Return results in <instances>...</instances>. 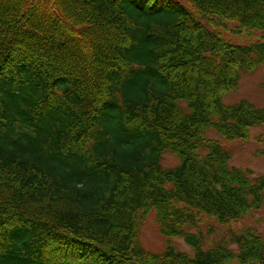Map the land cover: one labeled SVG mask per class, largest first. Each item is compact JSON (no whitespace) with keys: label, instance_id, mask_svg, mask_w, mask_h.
Listing matches in <instances>:
<instances>
[{"label":"trees","instance_id":"obj_1","mask_svg":"<svg viewBox=\"0 0 264 264\" xmlns=\"http://www.w3.org/2000/svg\"><path fill=\"white\" fill-rule=\"evenodd\" d=\"M224 22L263 32L264 0H0V264H264V237L206 248L197 224L264 206V177L208 136L264 128V108L223 102L264 41L227 43ZM152 212L193 257L145 251Z\"/></svg>","mask_w":264,"mask_h":264},{"label":"rangeland","instance_id":"obj_2","mask_svg":"<svg viewBox=\"0 0 264 264\" xmlns=\"http://www.w3.org/2000/svg\"><path fill=\"white\" fill-rule=\"evenodd\" d=\"M208 24L207 21H203ZM209 26V25H208ZM211 29V27L209 26ZM215 33L220 34L227 43L236 45H247L257 41H264L263 32H250L242 30L237 23L224 22L219 24L217 29H212ZM264 67L257 69L254 73L247 75L242 74L238 89L227 94L224 98L226 105H233L242 100L252 102L258 108H264ZM209 139L222 143L232 154L231 165L246 171H251L254 177H264V157L259 153L264 150V128L257 127L251 130L250 138L245 141H224L219 135L211 130L208 133ZM202 153H206L205 151ZM180 159L168 152L164 155L162 165L164 169H172L180 165ZM198 222V229L206 236L213 229V234L208 237L206 248H210L213 243L225 238L229 229L238 233L250 229L254 233L264 237V206L263 208L245 217L240 221L233 222L229 225H221L216 219L203 216ZM198 229H192L195 233ZM140 243L150 255H162L169 245H172L181 253L190 257L194 256V250L180 238L168 239L162 234L160 224L157 221L156 213L152 212L143 222L140 229ZM236 251V247H233ZM145 263L153 264L151 259L146 258ZM238 264V263H234Z\"/></svg>","mask_w":264,"mask_h":264}]
</instances>
